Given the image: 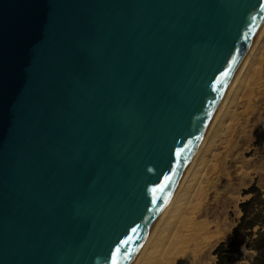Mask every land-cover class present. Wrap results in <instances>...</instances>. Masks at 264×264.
I'll use <instances>...</instances> for the list:
<instances>
[{"label": "water", "instance_id": "obj_1", "mask_svg": "<svg viewBox=\"0 0 264 264\" xmlns=\"http://www.w3.org/2000/svg\"><path fill=\"white\" fill-rule=\"evenodd\" d=\"M264 0H0V264H129Z\"/></svg>", "mask_w": 264, "mask_h": 264}, {"label": "rangeland", "instance_id": "obj_2", "mask_svg": "<svg viewBox=\"0 0 264 264\" xmlns=\"http://www.w3.org/2000/svg\"><path fill=\"white\" fill-rule=\"evenodd\" d=\"M261 30L264 31V26L260 36H256L258 41L255 39L259 43L257 49L239 71L241 76L234 94L222 101L226 110L216 117L213 135L205 137L198 146H203L205 153L203 151L198 160L194 159L191 167L194 168L181 178V185L186 187L182 194L184 202L178 206L180 209L173 204L165 214L166 218L178 208V218L172 220L174 223L168 222L174 224H168L172 228L167 222L159 226L155 231L158 241L154 237L143 246L144 251H148L147 248L153 251L144 255L142 264L213 263L216 259L213 249L220 242L230 241L232 229L242 215L239 203L251 196L244 194V190L257 179H260V188L264 187V41H260ZM263 198L257 199L250 218L264 221ZM257 229L258 225L254 226L253 232ZM253 248L254 243L249 242L247 249L251 251L245 252L236 264H252L253 260H242L257 254Z\"/></svg>", "mask_w": 264, "mask_h": 264}, {"label": "bare ground", "instance_id": "obj_3", "mask_svg": "<svg viewBox=\"0 0 264 264\" xmlns=\"http://www.w3.org/2000/svg\"><path fill=\"white\" fill-rule=\"evenodd\" d=\"M262 26H264V16H263V18H262V20H261V22H260V24H259V26H258V28L256 29V31H255V33H254V36L252 37V40L250 41V43H249V45H248V47L246 48V50H245V52H244V54H243V56H242V58H241V60H240V62H239V64L237 65V67H236V69H235V71H234V73H233V75H232V77H231V79H230V81H229V83L227 84V86H226V88H225V90H224V92H223V94H222V96H221V98H220V100H219V102L217 103V105H216V107H215V109H214V111H213V116L210 118V120H209V122H208V125H207V127L204 129V131H203V133H202V135L200 136V138H199V140H198V142H199V145H197L196 144V146L194 147V149H193V151H192V153L190 154V156H189V158H188V160H187V162H186V164H185V166L183 167V169H182V171H181V173H180V175H179V177H178V179H177V181L175 182V184H174V186H173V188H172V190H171V192H170V194H169V196H168V198H167V200H166V202H165V204L163 205V207H162V209L160 210V212H159V214H158V216L156 217V219L154 220V222H153V224L151 225V227H150V229L148 230V232L146 233V235H145V237H144V239L142 240V242H141V244H140V246L138 247V249H137V251L135 252V254H134V256L132 257V259L130 260V262H129V264H142V262H143V260H142V258L143 257H145V256H148L149 254H150V252L151 251H153V250H151L150 248H147L148 249V251H150L149 252V254H148V251H144V249H146V248H144L145 247V244H147L148 245V242L150 243V241H151V239H153L154 237L156 238V240H157V237L155 236V234H158V233H156L157 232V230H158V228H159V226H161V225H163V223H166V225L167 226H169L168 224H170L171 222H173L174 223V218L176 219V214H177V210L179 211V207H180V205H182V203L184 202L183 201V199H182V194H184L185 193V189H186V187L184 188V186H182L181 185V178L184 176V174H186L187 172V170H189L190 169V171L194 168H191L193 165H194V159L196 158V160H198L199 158H201L202 157V155L205 153V150H203L204 148H203V146L202 147H198V146H200V143L202 142V140L203 139H205V137H207V138H209V137H211L212 135H213V132H214V128H215V124H216V119L218 118L217 116H218V114L219 113H222V112H224L225 110H226V107L224 106V104L222 103V101H224L225 100V98H227L228 96H232L233 94H234V92H235V90H236V85H237V83H238V81H239V79H240V69L241 68H243V66H245V64L249 61V57H251V54L252 53H254V51L257 49V46H258V44L259 43H257V42H255L257 39V37L256 36H260V35H258L259 34V32H260V29H262ZM262 31V30H261ZM263 32L264 31H262L261 32V36H262V38H260V41L263 39V41H264V35H262L263 34ZM256 39V40H255ZM258 41V40H257ZM252 61H254V60H252ZM248 66V65H247ZM240 71V72H239ZM217 117V118H216ZM206 138V139H207ZM206 146V145H205ZM200 148V149H199ZM203 151H204V153H203ZM194 162V163H193ZM197 163V162H196ZM189 172V171H188ZM194 171H192V173H193ZM189 174H191L190 172H189ZM188 174V175H189ZM197 177V176H196ZM188 179V178H187ZM184 181V180H183ZM186 181V180H185ZM190 186V185H189ZM184 192V193H183ZM192 193V192H191ZM186 199V198H185ZM184 199V200H185ZM173 204L175 205V207H178V208H175L174 210H175V212L173 211V212H171L170 213V215L168 216V217H166L165 218V214H167V212H169L170 211V208L171 207H173ZM184 207V206H183ZM173 209V208H172ZM181 209H182V207H181ZM172 211V210H171ZM182 212V211H181ZM177 218H178V216H177ZM172 220H174V221H172ZM177 221V220H176ZM168 222H170V223H168ZM170 225H174V224H170ZM163 227V226H162ZM169 227H173V226H169ZM171 228H169V229H171ZM156 231V232H155ZM163 232H165V231H163ZM164 237V236H163ZM159 238H161L160 236H159ZM169 238V237H168ZM160 240H162V239H160ZM153 241V240H152ZM158 241V240H157ZM153 242H155V240L153 241ZM152 242V243H153ZM166 242V241H165ZM164 242V243H165ZM157 243V242H156ZM163 243V244H164ZM160 245H162L161 243H159ZM158 244V245H159ZM146 245V246H147ZM151 245V244H150ZM149 245V246H150ZM154 245V244H153ZM144 246V247H143ZM147 254V255H146ZM145 255V256H144ZM142 260V261H141ZM145 260H147V259H145ZM147 262H148V260H147ZM153 262V261H152ZM149 263H150V261H149ZM153 263H155V262H153ZM152 263V264H153ZM144 264V263H143Z\"/></svg>", "mask_w": 264, "mask_h": 264}, {"label": "trees", "instance_id": "obj_4", "mask_svg": "<svg viewBox=\"0 0 264 264\" xmlns=\"http://www.w3.org/2000/svg\"><path fill=\"white\" fill-rule=\"evenodd\" d=\"M243 193L251 196L246 201L239 203L238 206L242 215L232 229L230 241L228 243L220 242L213 249L212 253L216 259L212 264H236L243 255L241 247L244 245L248 247L249 242L254 243L253 249L257 252L252 264H264V221H258L249 216L254 211L252 207L257 204V199L259 200L264 196V191L254 183ZM256 225H258V229L253 232ZM254 234L255 237L253 238ZM234 254H237L238 257L235 258Z\"/></svg>", "mask_w": 264, "mask_h": 264}, {"label": "crops", "instance_id": "obj_5", "mask_svg": "<svg viewBox=\"0 0 264 264\" xmlns=\"http://www.w3.org/2000/svg\"><path fill=\"white\" fill-rule=\"evenodd\" d=\"M259 180L260 179H257V181L255 182V184L260 188V186H259ZM260 189L262 191H264V187H261ZM241 251H242L243 255H245V252L247 253V252H250L251 250H248L247 247H245V245H244V246L241 247ZM255 255L256 254H253V255H250V256L248 255V258H245L244 260H242V262H251L254 259Z\"/></svg>", "mask_w": 264, "mask_h": 264}]
</instances>
